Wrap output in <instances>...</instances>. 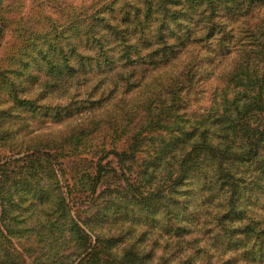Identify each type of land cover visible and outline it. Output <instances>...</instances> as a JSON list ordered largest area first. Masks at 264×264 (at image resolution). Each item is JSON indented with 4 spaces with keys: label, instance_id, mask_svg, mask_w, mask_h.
<instances>
[{
    "label": "rangeland",
    "instance_id": "obj_1",
    "mask_svg": "<svg viewBox=\"0 0 264 264\" xmlns=\"http://www.w3.org/2000/svg\"><path fill=\"white\" fill-rule=\"evenodd\" d=\"M99 1L0 4V170L10 192L46 191L29 208H8L7 219L29 211L17 228L32 234L24 245L13 237L11 249L32 248L40 260L28 264H42L80 252L83 233L93 244L109 241L111 264H264V112L246 122L263 133L257 146L213 134L209 118L196 121L218 108L221 94L233 97L235 61L216 63L214 72L194 66L188 76L189 67L181 71L188 60L136 69L113 62L97 71V47L84 35ZM128 1L100 16L115 26ZM179 74L199 80L181 92ZM262 83L235 88L264 94ZM197 141L229 152L195 154L178 170ZM22 173L32 176L28 184Z\"/></svg>",
    "mask_w": 264,
    "mask_h": 264
},
{
    "label": "trees",
    "instance_id": "obj_2",
    "mask_svg": "<svg viewBox=\"0 0 264 264\" xmlns=\"http://www.w3.org/2000/svg\"><path fill=\"white\" fill-rule=\"evenodd\" d=\"M116 3L117 0H100L98 10L85 17V21L92 20L86 27L84 36L93 40L97 47L92 58L96 61L97 71L101 69L102 64V68L105 66L111 68L113 62H129L132 69H136L145 63L156 66L161 63H182L188 60L181 68V71H184L189 67L190 70L185 74L188 76L194 66L202 68L204 63L210 64L211 72H214L213 67L216 63L230 57L235 61V67L229 74L230 80L227 85L233 87V97L221 94L217 102L218 108L209 115L197 118V126L201 125L202 119L209 118L212 121L210 127L213 134H236L250 146L260 140L263 133L257 128L252 129L246 122L257 116V113L264 112V94L254 90L238 92L235 87L246 84L261 87L263 84L264 67L259 66V59L264 58V0H130L119 7L123 14L113 26L100 15L105 9L116 8ZM258 17L261 20L256 22ZM89 52H85V69L89 68L88 64L92 60ZM242 59L245 62L236 66ZM179 68L180 64L177 66L178 70ZM185 76L179 74V79L175 80L181 92L182 89H190L199 80L194 77L184 79ZM174 103L182 104L183 99ZM204 129L199 132L196 140L202 138ZM229 143L232 144L230 140ZM228 146L227 144L222 147ZM132 147H136V143ZM133 152L129 155L110 153L122 159L124 155L127 158L134 157ZM228 152L227 148H216L210 143L200 141L194 142L192 152L189 151L180 158L178 170H183L195 154L214 155ZM100 172L101 169H98L94 181L99 180ZM28 173L18 176L21 182L28 184L32 180ZM7 181L6 170H0V264L37 262L40 259L31 253L32 248L23 247L19 251L11 249L13 237H22L19 238L20 241L17 240L19 245L30 242L32 237V234L18 235L20 228H17V224L25 222L28 218L22 214L24 210L22 213L15 212L14 216L8 219L6 217L8 208L14 204L19 208H29L35 200L42 202L46 191L24 188L10 192V188H6ZM59 202L60 200L56 205L59 206ZM78 241L81 243V248H78L80 252L76 254L60 252L59 258L47 260L42 264H75L74 258L80 259V264L113 263L114 260L106 262L108 256L106 247L108 248L109 243L107 239L97 238L93 244L90 238L82 233L79 234Z\"/></svg>",
    "mask_w": 264,
    "mask_h": 264
},
{
    "label": "crops",
    "instance_id": "obj_3",
    "mask_svg": "<svg viewBox=\"0 0 264 264\" xmlns=\"http://www.w3.org/2000/svg\"><path fill=\"white\" fill-rule=\"evenodd\" d=\"M2 0H0V4H1Z\"/></svg>",
    "mask_w": 264,
    "mask_h": 264
}]
</instances>
